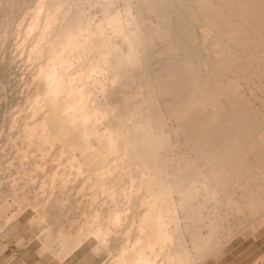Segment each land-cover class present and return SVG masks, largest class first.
<instances>
[{
	"label": "bare ground",
	"instance_id": "bare-ground-1",
	"mask_svg": "<svg viewBox=\"0 0 264 264\" xmlns=\"http://www.w3.org/2000/svg\"><path fill=\"white\" fill-rule=\"evenodd\" d=\"M12 36L31 71L0 118V232L29 210L39 254L106 264L264 236V0H0L14 70Z\"/></svg>",
	"mask_w": 264,
	"mask_h": 264
},
{
	"label": "rangeland",
	"instance_id": "rangeland-1",
	"mask_svg": "<svg viewBox=\"0 0 264 264\" xmlns=\"http://www.w3.org/2000/svg\"><path fill=\"white\" fill-rule=\"evenodd\" d=\"M31 4L33 5V2H31ZM23 6H29V3H23ZM89 7H88L89 12L91 11V13L92 12L96 13L97 9L95 10L96 8L95 6L91 5ZM38 11L39 13L41 12L40 10ZM15 23L16 22H14L13 24L14 26H15ZM18 23L19 22H17V25ZM19 24L20 26H23V23L22 24L19 23ZM17 25L15 27H17ZM12 37L8 38V42L5 43L3 51H4L5 56H7L8 54L9 55L11 54L10 56L14 55L13 56V58H15L14 67L15 65L16 67L14 68V70L13 68L7 69L6 68L7 65H5L6 64L5 62L0 63L1 64L0 65V82H1L0 89L4 88L7 91L6 92L5 90L3 91L0 90V92L1 91L3 92V93L2 92L0 93L1 94L0 95V118H1L3 111L7 109L9 106H11L13 102L18 101L20 95L21 96L23 95V90H25L26 87L23 85L21 81L26 78L28 73H30L28 71L31 69L30 64L26 60V54H25V50L27 51L28 47L27 46H24V47L22 46V48L21 46L18 47L20 45L19 38L16 39V36H12ZM14 40L15 42H13ZM11 41L13 43H11ZM16 42L19 44L16 45ZM14 46H16V48ZM17 47L19 48L20 51H23V53L20 52L19 50H16ZM15 51H16V54H15ZM22 59H24L25 61ZM5 68L7 71H5ZM4 78L6 80H4ZM17 79H18V82H16ZM6 81H7V84L6 85L3 84L4 82L6 83ZM13 81L15 84L13 83L11 84V82ZM2 84L4 87H2ZM15 85H16V88H15ZM6 93L8 95H6ZM5 133L0 134V139H1L0 140V145H1L0 150L1 148H3V137L1 138V135L3 136L5 135ZM3 173H4L3 170H0V177L3 176ZM0 182H1V185H3L2 179ZM5 212L3 213L6 215H9L11 211L7 210ZM3 215L0 216V221L2 220ZM30 216L32 217L33 213L28 210L25 213H23L17 219L16 222L14 221L13 223H11L7 228L4 229L3 232L0 233V255L3 253L4 256L2 258L9 259L8 260L9 264H106L107 256L104 253L100 255L94 254L92 251V247H91V241L81 245L79 248H77L75 251L67 255L63 260H61V262H59V260L56 258L55 255H51L53 253L51 254L49 252H46L45 254L40 253L41 254L40 256L39 252H41L42 247L40 245L41 241L38 239V237L43 232L42 230L45 229V225L42 224L38 227L33 226L29 222ZM76 217L77 219L79 218L78 215H76ZM257 240L258 241L247 240L245 242L237 240L229 248L228 255L224 257L225 259L224 258L223 260L221 259L219 264H251V262H253V259L257 258L258 256L264 253V236L259 237V239Z\"/></svg>",
	"mask_w": 264,
	"mask_h": 264
},
{
	"label": "crops",
	"instance_id": "crops-1",
	"mask_svg": "<svg viewBox=\"0 0 264 264\" xmlns=\"http://www.w3.org/2000/svg\"><path fill=\"white\" fill-rule=\"evenodd\" d=\"M4 231V230H3ZM2 231V232H3ZM1 233V232H0ZM4 256V254L2 253L1 255H0V264H9V259H5V258H2Z\"/></svg>",
	"mask_w": 264,
	"mask_h": 264
}]
</instances>
